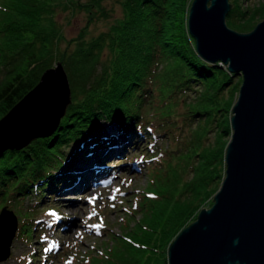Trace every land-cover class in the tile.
<instances>
[{"label": "trees", "instance_id": "1", "mask_svg": "<svg viewBox=\"0 0 264 264\" xmlns=\"http://www.w3.org/2000/svg\"><path fill=\"white\" fill-rule=\"evenodd\" d=\"M192 2L113 0L109 6L106 0H0V119L52 68L61 43H66L64 49L75 43L72 56L81 57V70L73 62L69 66L71 102L52 133L18 148L7 143L6 125L0 127V198L34 200L22 215L25 230L35 227L39 232L49 227L37 217L49 201L65 191L86 187L91 177L96 181L111 177L114 165L121 164L134 148L141 155L130 163L131 168L142 171L147 167L150 182L129 206L125 231L112 235L115 249L113 245L108 249L102 264H169L171 242L197 219L200 210L213 205L226 176L227 137L232 134V110L243 76L198 53L188 28ZM116 5L122 10L121 19L114 18ZM235 6L227 16L228 25L252 30L254 13L239 8L238 1ZM75 11L84 12L87 24L77 39L66 40L57 16ZM245 15L249 19L237 22ZM107 18L112 20L111 27L88 37L91 23ZM107 35L112 42L105 49L101 42ZM114 52L111 63L108 56ZM104 54L112 66L104 68L106 62L97 66ZM157 58L168 65L165 76L170 82L179 76L178 86L185 84L187 90L199 93L188 109L194 113L188 114L190 123L194 115L193 121L207 116L175 150L162 149L160 141L167 132L156 133L141 112L151 89L138 83L135 64L149 67ZM194 85L199 87L194 89ZM212 133L213 140L209 138ZM172 152L181 154L175 158ZM138 214L140 218L131 226ZM18 235L17 230L15 238ZM14 257L18 264L45 262L28 249L17 256L10 245L9 256L0 259V264Z\"/></svg>", "mask_w": 264, "mask_h": 264}, {"label": "water", "instance_id": "2", "mask_svg": "<svg viewBox=\"0 0 264 264\" xmlns=\"http://www.w3.org/2000/svg\"><path fill=\"white\" fill-rule=\"evenodd\" d=\"M231 9L229 0H193L188 14L189 32L198 53L209 62L227 65L229 71L241 74L243 81L232 110L226 176L213 205L200 210L197 219L171 242L169 264H264V19L250 32L241 33L226 22ZM58 71L63 73L61 77ZM60 82L69 92L63 115L71 92L67 74L58 63L0 119V127L5 124L6 133L21 131L15 130L20 113L42 96L41 86L48 88L52 83L58 89ZM39 136L33 135L25 144ZM7 214L12 213L4 209L0 218ZM17 229L15 217L10 240Z\"/></svg>", "mask_w": 264, "mask_h": 264}, {"label": "rangeland", "instance_id": "3", "mask_svg": "<svg viewBox=\"0 0 264 264\" xmlns=\"http://www.w3.org/2000/svg\"><path fill=\"white\" fill-rule=\"evenodd\" d=\"M237 1L239 8L242 10L248 9L252 12V15L254 13V22L256 24L264 19V0H229L232 7L235 6ZM106 3L111 6L113 0H106ZM114 7L116 8L113 12L114 18H123L120 6L117 7L116 5ZM77 11L74 14L71 12H60L57 16L66 40L77 39L82 33L81 31L86 27V15L84 12L77 13ZM98 15L97 13L95 14V16ZM246 19H249L248 15H245L243 19L238 17L237 22L239 20L245 21ZM111 24L112 20L108 18L102 19L99 22L93 21L88 29V37H92L103 31L105 32L111 27ZM236 31L245 33L251 30ZM111 42V38L107 35L101 43L103 48L106 49ZM65 46L66 43L63 42L60 44L61 50L58 52L55 50L52 68L57 67L58 63H61L66 74H71L69 66L75 65L74 67L77 66L81 70V63H79L81 57H73L71 52L75 47V43L70 46V49H64ZM55 48H57L56 45ZM115 55L116 52L109 54L108 60H111V63L116 57ZM106 57V54H104L96 62L98 63L97 66L104 62L108 63L104 68L110 66L111 64ZM72 62L74 65L71 64ZM158 64L159 66H156ZM137 67L139 68L138 83L145 88L151 89V92L147 95L149 102H145L141 106V112L152 123L156 133L167 132V135L160 141L161 146L163 145L162 149L166 150L167 146H170L172 150H175L179 142L186 139L188 133L205 123L207 116H197L193 121L194 115L191 117V123L188 117V114H194L193 110L188 111V109L193 107L192 103L199 93L187 90L185 84L178 86L177 81L180 78L179 76L173 82H170L169 77L165 76L168 65L161 58H157L149 67H146L144 63L135 64V68ZM154 67H157L156 71ZM57 74L61 77L63 73L58 71ZM181 81H183V78ZM60 83L57 85L65 88V84ZM198 87V85L193 86L194 89ZM66 103L62 107L56 123H58ZM209 138L215 139V134L212 133ZM227 138L230 140L231 134ZM0 148L3 149V147ZM129 154L130 158H124L121 164L114 165L115 170L111 177L100 181H96L94 177H91L90 183L86 187L75 191H65L49 201L50 204L44 206L37 217L50 226L41 228L39 232L35 231V227L25 230V225H22V215L25 214V207L28 204L34 203V200L11 201L10 197H6L4 200L0 198V212H3L5 209L8 213L16 216L18 222L19 235L17 238L14 237L10 244L12 253H16L19 256L21 253L27 251V249L35 251L38 257L45 258L43 264L104 263L106 261V253H109L108 249L112 245L111 248H114L115 239L111 238L112 235L121 234L125 231L124 226H127L130 221L128 208L134 204L136 196L148 187L151 178V175L147 172V167L144 166L142 171L131 168L130 163L137 160L136 156H140L141 151L138 148H134L130 150ZM180 154V152H172L175 158H178ZM92 197H95V199H91ZM14 216H10L12 219L11 224L14 221ZM138 218H140L139 214L134 217V220H131L130 225L132 226ZM54 224L56 225L55 230L52 229ZM45 249H48V251H45ZM4 264L18 263L14 257L7 263L5 261Z\"/></svg>", "mask_w": 264, "mask_h": 264}, {"label": "bare ground", "instance_id": "4", "mask_svg": "<svg viewBox=\"0 0 264 264\" xmlns=\"http://www.w3.org/2000/svg\"><path fill=\"white\" fill-rule=\"evenodd\" d=\"M52 83L48 88L44 86L45 84H43L40 88L42 96L37 98L31 106L30 104L32 101H30L20 113L21 121H19V125L15 128V130L21 131L15 133L10 131L7 133L8 136L4 135L7 138L8 144L19 147L25 144L27 138L38 134H41L42 136L49 135L50 132L57 127L60 120L59 119L58 123H56L58 115L60 114L63 105L69 101V92L66 87H59L58 89L54 88ZM23 105L24 104L20 107H23ZM26 109L27 112H25ZM7 215L1 216L0 218V259H4L9 256L11 228L13 227V223H15L16 217L13 214ZM10 216H14L12 224Z\"/></svg>", "mask_w": 264, "mask_h": 264}, {"label": "snow or ice", "instance_id": "5", "mask_svg": "<svg viewBox=\"0 0 264 264\" xmlns=\"http://www.w3.org/2000/svg\"><path fill=\"white\" fill-rule=\"evenodd\" d=\"M91 199H95V197H92ZM97 227H99V226H97ZM45 251H48V249H45Z\"/></svg>", "mask_w": 264, "mask_h": 264}, {"label": "clouds", "instance_id": "6", "mask_svg": "<svg viewBox=\"0 0 264 264\" xmlns=\"http://www.w3.org/2000/svg\"><path fill=\"white\" fill-rule=\"evenodd\" d=\"M19 228V227H18ZM18 230V229H17Z\"/></svg>", "mask_w": 264, "mask_h": 264}]
</instances>
